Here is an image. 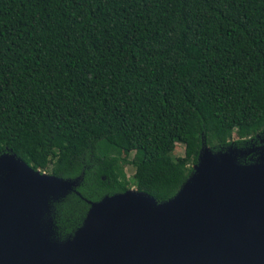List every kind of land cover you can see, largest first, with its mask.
<instances>
[{
    "label": "trees",
    "instance_id": "trees-1",
    "mask_svg": "<svg viewBox=\"0 0 264 264\" xmlns=\"http://www.w3.org/2000/svg\"><path fill=\"white\" fill-rule=\"evenodd\" d=\"M263 138L264 0H0V155L78 180L56 239L105 196L173 197L204 146Z\"/></svg>",
    "mask_w": 264,
    "mask_h": 264
},
{
    "label": "water",
    "instance_id": "water-1",
    "mask_svg": "<svg viewBox=\"0 0 264 264\" xmlns=\"http://www.w3.org/2000/svg\"><path fill=\"white\" fill-rule=\"evenodd\" d=\"M248 149L204 146L192 174L163 202L131 188L90 202L67 239L50 205L73 190L11 151L0 155V264H264V140ZM247 152V153H245Z\"/></svg>",
    "mask_w": 264,
    "mask_h": 264
},
{
    "label": "rangeland",
    "instance_id": "rangeland-1",
    "mask_svg": "<svg viewBox=\"0 0 264 264\" xmlns=\"http://www.w3.org/2000/svg\"><path fill=\"white\" fill-rule=\"evenodd\" d=\"M236 138H234V140H235ZM261 140H264V138L263 139H261ZM261 140L259 141V145H255V143H252V146L250 147V150H249V153H251V154H253V153H256V158H257V156H258V154H260V152L262 151V148H260L261 147V145H262V142H261ZM245 153H247V152H245ZM174 154L176 155V156H181V155H183V146L182 145H180V144H177L176 145V148H175V151H174ZM255 158V159H256ZM254 159V160H255ZM133 173V168L130 166V167H127L126 168V174H127V177H130V175Z\"/></svg>",
    "mask_w": 264,
    "mask_h": 264
}]
</instances>
